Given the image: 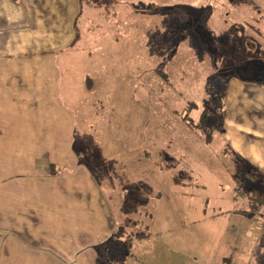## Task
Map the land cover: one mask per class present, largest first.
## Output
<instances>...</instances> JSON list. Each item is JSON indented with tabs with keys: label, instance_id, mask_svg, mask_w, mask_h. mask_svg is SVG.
I'll use <instances>...</instances> for the list:
<instances>
[{
	"label": "rangeland",
	"instance_id": "374dc122",
	"mask_svg": "<svg viewBox=\"0 0 264 264\" xmlns=\"http://www.w3.org/2000/svg\"><path fill=\"white\" fill-rule=\"evenodd\" d=\"M232 1L92 0L114 7L88 12L81 30L105 60L76 62L60 92L74 148L111 204L98 264H232L235 231L247 245L264 220L262 199L237 194L248 188L221 111L231 76L264 80V1L246 27Z\"/></svg>",
	"mask_w": 264,
	"mask_h": 264
},
{
	"label": "crops",
	"instance_id": "0c3cea01",
	"mask_svg": "<svg viewBox=\"0 0 264 264\" xmlns=\"http://www.w3.org/2000/svg\"><path fill=\"white\" fill-rule=\"evenodd\" d=\"M87 1L0 0V264H98L114 233L111 204L74 148L75 116L60 92L76 62L105 60L81 30L88 12L114 7ZM261 1H232L245 27ZM222 100L225 151L241 165L240 184L264 201V80L231 76ZM258 225L246 228L247 245L235 231L232 264H264V220Z\"/></svg>",
	"mask_w": 264,
	"mask_h": 264
},
{
	"label": "built area",
	"instance_id": "2783aa9c",
	"mask_svg": "<svg viewBox=\"0 0 264 264\" xmlns=\"http://www.w3.org/2000/svg\"><path fill=\"white\" fill-rule=\"evenodd\" d=\"M237 194L241 195L242 197H246L248 195V193H245V192H243L241 190H238ZM256 206H257V204H256ZM258 208L261 211V213H264V202L260 203V205H258Z\"/></svg>",
	"mask_w": 264,
	"mask_h": 264
},
{
	"label": "trees",
	"instance_id": "16d2710c",
	"mask_svg": "<svg viewBox=\"0 0 264 264\" xmlns=\"http://www.w3.org/2000/svg\"><path fill=\"white\" fill-rule=\"evenodd\" d=\"M206 116H207V113L206 112H204L203 113V115H202V117H203V122H204V119L206 118ZM248 195H250L252 198L251 199H253V200H258L259 198L258 197H256V196H254L252 193H250V192H248Z\"/></svg>",
	"mask_w": 264,
	"mask_h": 264
}]
</instances>
